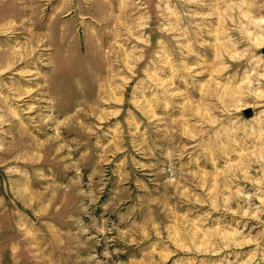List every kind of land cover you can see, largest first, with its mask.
<instances>
[{"label":"rangeland","instance_id":"1","mask_svg":"<svg viewBox=\"0 0 264 264\" xmlns=\"http://www.w3.org/2000/svg\"><path fill=\"white\" fill-rule=\"evenodd\" d=\"M0 264H264V0H0Z\"/></svg>","mask_w":264,"mask_h":264},{"label":"water","instance_id":"2","mask_svg":"<svg viewBox=\"0 0 264 264\" xmlns=\"http://www.w3.org/2000/svg\"><path fill=\"white\" fill-rule=\"evenodd\" d=\"M246 115L250 116L252 114V110L250 108H248L247 110H245Z\"/></svg>","mask_w":264,"mask_h":264}]
</instances>
